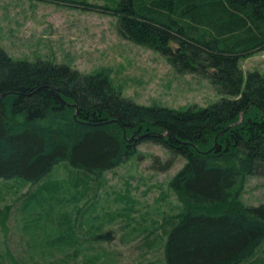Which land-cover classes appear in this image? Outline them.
Returning <instances> with one entry per match:
<instances>
[{"label":"trees","instance_id":"obj_1","mask_svg":"<svg viewBox=\"0 0 264 264\" xmlns=\"http://www.w3.org/2000/svg\"><path fill=\"white\" fill-rule=\"evenodd\" d=\"M46 1L114 15L124 37L166 56L179 73L209 76L224 97L187 111L140 105L117 96L105 72L15 59L0 45V178L40 182L61 164L73 196L88 201L98 195L95 181L151 133L186 158L170 183L187 211L166 234V263L242 264L253 256L264 218L235 190L244 172L264 169V75L245 79L239 61L264 50V0ZM48 187L54 202L59 185ZM58 212L56 239L79 253L71 214Z\"/></svg>","mask_w":264,"mask_h":264},{"label":"rangeland","instance_id":"obj_2","mask_svg":"<svg viewBox=\"0 0 264 264\" xmlns=\"http://www.w3.org/2000/svg\"><path fill=\"white\" fill-rule=\"evenodd\" d=\"M76 1L113 5L118 0ZM0 45L15 59L51 60L85 75L105 72L117 96L140 105L187 111L224 97L209 76L179 73L166 56L124 37L117 17L99 11L46 0H0ZM239 67L245 79L253 71L264 75V50L242 58ZM139 138L137 153L104 172L95 181L98 195L88 201L73 196L61 164L40 182L0 178V212L5 213L0 264H167L166 234L187 211L170 183L186 158L163 140ZM51 183L59 185L54 202L46 200ZM235 194L249 212L264 218V169L244 172ZM58 211L72 216L83 243L77 255V249L56 239ZM242 264H264V241Z\"/></svg>","mask_w":264,"mask_h":264},{"label":"water","instance_id":"obj_3","mask_svg":"<svg viewBox=\"0 0 264 264\" xmlns=\"http://www.w3.org/2000/svg\"><path fill=\"white\" fill-rule=\"evenodd\" d=\"M5 95V93H3L2 94V96H4ZM76 116V115H75ZM151 133H146V134H143V136H148V135H150ZM159 134V133H158ZM168 134V132H166V133H160L159 134V136H165V135H167ZM134 138V136H132V138L131 139H133Z\"/></svg>","mask_w":264,"mask_h":264},{"label":"flooded vegetation","instance_id":"obj_4","mask_svg":"<svg viewBox=\"0 0 264 264\" xmlns=\"http://www.w3.org/2000/svg\"><path fill=\"white\" fill-rule=\"evenodd\" d=\"M262 116H263V118H264V114H263Z\"/></svg>","mask_w":264,"mask_h":264}]
</instances>
